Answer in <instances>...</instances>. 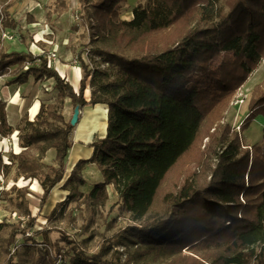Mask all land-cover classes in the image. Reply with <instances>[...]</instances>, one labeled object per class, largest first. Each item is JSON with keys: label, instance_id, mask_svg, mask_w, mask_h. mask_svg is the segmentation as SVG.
Wrapping results in <instances>:
<instances>
[{"label": "trees", "instance_id": "1", "mask_svg": "<svg viewBox=\"0 0 264 264\" xmlns=\"http://www.w3.org/2000/svg\"><path fill=\"white\" fill-rule=\"evenodd\" d=\"M20 1L0 0L1 32L9 40L16 32L27 48L0 47V78H7L5 86L49 80L48 92L55 95L41 101L33 121L25 116L15 126L0 104V138L17 132L21 149L8 163L0 153V175L15 167L17 180L38 181L44 206L65 178L73 146L66 101L73 112L105 106V136L91 143V158L80 160L63 186L81 187L83 171L96 165L104 181L86 195L75 189L69 200L106 204L113 186L122 210L140 223L118 231L91 255L64 235L69 249L62 258L69 261L61 264H138L155 251L174 253L165 264H264V129L260 143L244 144L242 132L226 121L233 97L264 61V0H79L90 52L99 62L90 68L81 59L77 91L45 55L29 51L36 43L23 23L36 21L30 14L24 20L11 15ZM56 2L58 15L68 11L65 0ZM123 10H131L130 19L122 18ZM257 115L264 116V80L252 90L241 131ZM50 150L55 165L46 171L42 160ZM29 188L14 187L17 208L33 229ZM3 225L12 227L4 264H15L10 248L19 234L33 244L29 264H58L60 252L42 253L35 240L49 231L30 237L21 221L18 227L2 222L0 230ZM113 239L138 247L122 260L118 252L110 255Z\"/></svg>", "mask_w": 264, "mask_h": 264}, {"label": "rangeland", "instance_id": "2", "mask_svg": "<svg viewBox=\"0 0 264 264\" xmlns=\"http://www.w3.org/2000/svg\"><path fill=\"white\" fill-rule=\"evenodd\" d=\"M25 1L26 0H21L20 3L13 6L10 9V13L16 20H24L26 14L33 15L36 21L35 23H23V30H29L36 43L30 44L29 51L35 56L45 55L47 60L51 61L52 67L55 68L61 77L62 75L58 70L60 63L63 65L65 64L66 67L71 65L74 66L75 64L78 65L72 68V72H70L69 69L67 76L68 79L72 81L71 84L74 88L79 89L83 76L81 59L88 64L90 68L95 67L99 62V59L90 52L91 46L89 44L88 30L82 16V7L79 0H65V4L69 9L67 12L60 15L54 11L57 7L56 0H29L39 5L40 8L38 7L35 10L31 9V5L24 6ZM136 4L145 5L146 0H139L137 2L133 0L131 2V5ZM122 18L130 19L131 10H123ZM5 33L6 32H1L0 30V47L5 51L9 52L27 49L26 46L22 45L16 38V32L12 33L15 37L13 40L7 39ZM53 53L57 55L56 61L51 59ZM39 63V60L36 61V64ZM258 69L256 73H252L246 85H243L245 90L241 89L248 95L247 102L240 108L233 106L227 112L226 121L232 126L234 122L236 125H242L248 112V104L252 90L255 85L264 80V61L261 62ZM30 82V84L22 85V88H25L27 85H29V89L33 88L34 91L38 88L44 100L52 99V96L55 95L52 92H48V90L52 91L53 89L52 81L47 80L40 83L34 82L31 79ZM89 94L90 91L88 90L86 92L88 98L90 96ZM25 97L27 96L25 95ZM101 108L102 107L95 106H90L88 108V113H91V115L88 116L86 125L90 130H96L94 138L91 139L92 142L97 138H102L100 136L103 135L106 126V113L103 112L102 115H96ZM63 113L65 119L69 121L73 117L74 112L72 108L69 110H65L64 108ZM94 115H96V117H94ZM80 116H83L82 111ZM81 117L79 118V122L75 125V130L80 126V123L82 124L81 121L83 118ZM263 129L264 116L257 115L243 131H240V133L242 132L241 137L244 144L254 145L260 143L263 139ZM2 140L3 139L0 138L1 142ZM13 142V145L10 147L7 146L8 143L6 142V145L0 150L6 162L12 153H19L21 150L20 148L16 149V145L19 147L17 135L14 137ZM91 143L87 144L90 148ZM80 145L86 146L85 144ZM54 153V150H50L47 152L48 157L42 160L46 171L48 170V166L55 165V161L49 158V156ZM83 175L85 183L81 187L83 188L84 195L90 192L96 184L104 181L101 172L96 166L93 167L90 165L84 170ZM65 178L52 190L45 205L41 206L40 196L43 194V191L38 181L23 180L22 178L17 180L15 177V167L12 168L7 175H0V223L4 222L5 224H12L18 227L21 221V229H25L27 232L26 236L30 237L37 231H49L47 236H37L35 240L42 253L48 251L55 255L60 252L58 264L67 263L69 261L68 259L64 261L62 258V256H66L65 253L69 249L68 244L64 240V235H67L72 241H79L85 251L91 255L98 252L101 245L108 239L113 238L118 231L128 226H138L140 224L135 222L130 214L122 210L119 194L113 186H108L107 188L109 200L106 204L92 203L86 201L83 197L71 201L68 198L70 193L74 195L75 189L77 190L80 187L78 183H75L71 187L67 186L66 188L68 189H65L64 186H61L62 183L66 181ZM30 182H35V187L38 188L36 191L38 193L35 192L36 189H33L32 191L34 192L30 190V194L26 196L31 217L35 219L33 229L27 228L26 224L29 223V218L21 209L17 208L15 199L17 191L14 189V187L22 188L25 186H29V189H31ZM11 232L12 227L4 225L0 230V264H4L9 256L7 254V244ZM26 238L27 237H24L22 234L17 235L15 244L10 248V255H13L15 264H29L27 249H31L33 244H30L31 242H28ZM111 242L110 255L118 252L121 254L122 260L125 259L128 252H133L138 247L129 244L126 240L120 241L118 239H113ZM184 253L188 254L187 251ZM173 258L174 253L172 251H155L152 255L145 257L144 260L139 261L138 264H165L170 262Z\"/></svg>", "mask_w": 264, "mask_h": 264}, {"label": "crops", "instance_id": "3", "mask_svg": "<svg viewBox=\"0 0 264 264\" xmlns=\"http://www.w3.org/2000/svg\"><path fill=\"white\" fill-rule=\"evenodd\" d=\"M76 66H78V65L75 64L74 66L71 65V66L66 67L65 64L63 65L60 63L58 66V70H59V72L63 78L64 77L67 78V80L70 81V83H72V81L68 79L67 73H69V69H70V72H72V68H74ZM6 79H7L6 77L0 78V104L2 103L5 106V111L7 113V119H8L9 124L11 126H15L19 122V120H21L25 116H28L29 119L31 121H33L35 117L31 116L32 107L38 103L39 108H40L41 101L44 100L43 96H41L40 90L38 88H36L35 91L33 90V88L29 89V85H27L25 88H22V86H15V85L14 86H5ZM30 83L31 82H29L27 84H30ZM244 86L241 89L245 90ZM75 90L77 91L78 89H75ZM25 95L27 97H25ZM14 100H16V101H14ZM89 107L84 108V111H82V115H83L81 117V118H83V120L81 121L82 124L80 123V126L76 130L74 129L75 131L72 135V137H73L72 140L74 143H73V146L70 149L68 157L66 159V173L67 174H66L65 180L69 177L73 168L75 167V165L80 160L89 159V158H91V156L93 154V148H90L87 145V144L92 142L91 139L94 138V134L96 133V130H94V131L92 129L90 130V128L86 125L87 121H88V116L91 115V113H88ZM95 107H102L96 115H102L103 112H105L106 113V121H107L108 109L102 105H97ZM70 108H72V105H71L70 101L67 100L66 104H65V110L66 109L69 110ZM96 115H94V117H96ZM234 124H235V122H234ZM106 128H107V122H106V126L104 129V133L100 137L105 136ZM80 144H85L86 146L80 145ZM46 157H48V154H46L45 158ZM49 158H51V160H54L55 159V153L52 154L51 156H49ZM92 166L94 167L96 165H92ZM91 172H93V171H91ZM83 177H84V175H83ZM30 184H31L30 190L32 191L33 189L34 190L36 189L35 190V192H36L38 190V188L35 187L36 183L30 182ZM63 184L64 183H62L61 186H63ZM79 191H81L83 193V188L80 187ZM32 192H34V191H32ZM36 193H38V192H36Z\"/></svg>", "mask_w": 264, "mask_h": 264}, {"label": "built area", "instance_id": "4", "mask_svg": "<svg viewBox=\"0 0 264 264\" xmlns=\"http://www.w3.org/2000/svg\"><path fill=\"white\" fill-rule=\"evenodd\" d=\"M6 37V36H5ZM7 38H9V39H11V37H7ZM51 59L53 60V61H56L57 60V55L55 54V53H53L52 54V56H51ZM48 66L49 67H52V65H51V61H48ZM247 98H248V95L244 92V91H242L241 89H239L238 91H237V93L235 94V96L233 97V100H232V106H234V107H237V108H240L241 106H243L246 102H247ZM233 128L237 131V132H239L240 133V131H241V125H236V124H234L233 125ZM18 133L17 132H15L14 134H12L11 136H7L6 138H3V140L5 141V142H7L8 143V145L9 146H12L13 145V141H14V137L17 135Z\"/></svg>", "mask_w": 264, "mask_h": 264}, {"label": "bare ground", "instance_id": "5", "mask_svg": "<svg viewBox=\"0 0 264 264\" xmlns=\"http://www.w3.org/2000/svg\"><path fill=\"white\" fill-rule=\"evenodd\" d=\"M28 5H31V9H32V10H35L36 8L39 7V5H38L37 3L33 2V1L26 0L25 3H24V6H28ZM21 6H23V5H21ZM39 8H40V7H39ZM258 70H259V69H258ZM258 70H256L254 73H256ZM14 101H16V100H14ZM39 109H40V108H39L38 103L35 104V106H33L32 109H31V116H32V117H35V116L38 114ZM4 145H6V142H5L4 140H2V142L0 141V150H1V148H2ZM7 146H9V145H7ZM9 147H10V146H9ZM18 148H19V147L16 145V149H18Z\"/></svg>", "mask_w": 264, "mask_h": 264}, {"label": "water", "instance_id": "6", "mask_svg": "<svg viewBox=\"0 0 264 264\" xmlns=\"http://www.w3.org/2000/svg\"><path fill=\"white\" fill-rule=\"evenodd\" d=\"M80 114H81L80 108L76 107L74 109L73 117L71 119V125L72 126H75L78 123L79 118H80Z\"/></svg>", "mask_w": 264, "mask_h": 264}]
</instances>
